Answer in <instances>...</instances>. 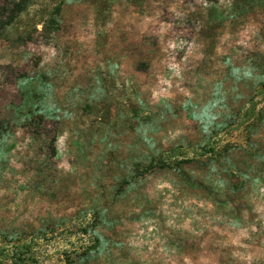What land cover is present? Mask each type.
<instances>
[{
  "label": "rangeland",
  "instance_id": "1",
  "mask_svg": "<svg viewBox=\"0 0 264 264\" xmlns=\"http://www.w3.org/2000/svg\"><path fill=\"white\" fill-rule=\"evenodd\" d=\"M0 264H264V0H0Z\"/></svg>",
  "mask_w": 264,
  "mask_h": 264
},
{
  "label": "trees",
  "instance_id": "2",
  "mask_svg": "<svg viewBox=\"0 0 264 264\" xmlns=\"http://www.w3.org/2000/svg\"><path fill=\"white\" fill-rule=\"evenodd\" d=\"M38 121H41V119H40V120H38ZM18 260H20V259H18Z\"/></svg>",
  "mask_w": 264,
  "mask_h": 264
}]
</instances>
